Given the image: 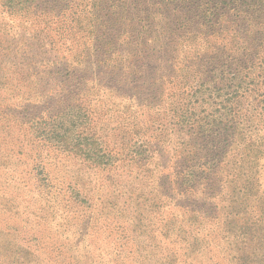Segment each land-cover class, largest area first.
Here are the masks:
<instances>
[{"label": "trees", "instance_id": "obj_1", "mask_svg": "<svg viewBox=\"0 0 264 264\" xmlns=\"http://www.w3.org/2000/svg\"><path fill=\"white\" fill-rule=\"evenodd\" d=\"M0 96L50 191L62 159L156 168L162 225L199 240L224 213L213 246L264 264V0H0Z\"/></svg>", "mask_w": 264, "mask_h": 264}, {"label": "rangeland", "instance_id": "obj_2", "mask_svg": "<svg viewBox=\"0 0 264 264\" xmlns=\"http://www.w3.org/2000/svg\"><path fill=\"white\" fill-rule=\"evenodd\" d=\"M7 100L0 96V102L7 105ZM8 124L0 122V163L8 161L0 165V264H234L213 246L221 239V230L218 234L215 228L224 213L203 222L199 240L193 236L198 223L177 237L171 229L174 218L162 225L160 216L171 213L167 207L150 206L156 168L145 172L124 165L99 171L81 159H62L50 165L59 185L50 191L38 167L40 159L33 156L34 144L23 141L25 154H15L21 148L14 139L20 135L9 132ZM35 162L38 166L31 172ZM57 193L56 203L46 200ZM173 200L172 205L184 209L175 214L190 218L188 205L181 206L184 200ZM194 206L206 209L202 201ZM115 223L123 226L119 239ZM218 245L223 247V242Z\"/></svg>", "mask_w": 264, "mask_h": 264}]
</instances>
